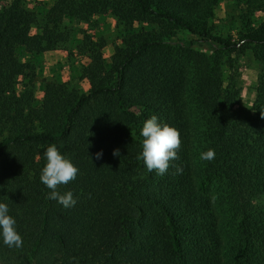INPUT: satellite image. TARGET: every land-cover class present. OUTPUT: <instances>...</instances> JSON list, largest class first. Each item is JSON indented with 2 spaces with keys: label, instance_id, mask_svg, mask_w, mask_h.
I'll return each instance as SVG.
<instances>
[{
  "label": "trees",
  "instance_id": "obj_1",
  "mask_svg": "<svg viewBox=\"0 0 264 264\" xmlns=\"http://www.w3.org/2000/svg\"><path fill=\"white\" fill-rule=\"evenodd\" d=\"M218 2L57 0L41 17L12 0L0 11V203L23 238L8 248L0 236V264H264V22L240 40L263 65L246 108L236 83H224L221 62L241 43L206 28ZM108 13L126 27L159 22L166 31L128 32L110 68L106 42L84 36L77 49L89 90L52 82L37 102L35 67L20 55L60 50L66 20L89 24ZM169 28L198 40L173 39ZM196 42L215 57L198 53ZM152 115L182 140L162 176L137 159ZM52 144L79 169L58 188L72 191L71 208L50 200L40 182ZM208 148L211 162L200 159Z\"/></svg>",
  "mask_w": 264,
  "mask_h": 264
},
{
  "label": "rangeland",
  "instance_id": "obj_2",
  "mask_svg": "<svg viewBox=\"0 0 264 264\" xmlns=\"http://www.w3.org/2000/svg\"><path fill=\"white\" fill-rule=\"evenodd\" d=\"M12 0H0V11L7 7ZM57 0H21V2L31 9L38 12L43 17ZM104 16V19L101 17ZM95 16L89 24L79 22L76 19L66 20L64 27L69 31L68 40L60 49L56 57L44 56L40 54L20 55V60L30 62L35 67L32 79L33 90L37 102H40L44 95V87L52 82L71 81L79 88L81 93L89 90L88 82L81 80L82 73L87 66V59L77 49L78 40L84 36H89L94 40L102 38L106 42L103 49V56L107 68L111 66V56L114 48L122 43L123 36L128 32L140 30H154L161 33L166 30L159 22L148 24L137 22L130 27L121 24L113 15L106 14ZM115 20V21H114ZM264 22V0H219L214 8L213 15L207 22V30L214 36L223 39H232L234 42L241 43L239 48L233 52L223 53L221 62L224 71V83L226 85L233 81L240 89V104L246 108H252L257 97V86L260 76L263 73V65L257 60L254 50L243 46L240 42L242 36L248 34L251 29L257 28ZM36 31V30H34ZM168 34L173 39L187 41L198 40V38L186 31L169 28ZM194 49L201 54H206L213 59V53L205 46L195 43ZM196 64V60L192 63ZM24 81L18 85L22 88ZM261 203H264V197Z\"/></svg>",
  "mask_w": 264,
  "mask_h": 264
},
{
  "label": "clouds",
  "instance_id": "obj_3",
  "mask_svg": "<svg viewBox=\"0 0 264 264\" xmlns=\"http://www.w3.org/2000/svg\"><path fill=\"white\" fill-rule=\"evenodd\" d=\"M140 135L143 137L142 153L137 159L143 160L149 172L155 171L157 175H165L171 166V161L179 159L178 152L182 144L179 130L167 123L159 122V118L152 115L144 122ZM101 156L102 152L96 153L97 159ZM113 156H120L119 149L113 151ZM215 156L213 148L200 153L202 161L211 162ZM43 157L46 164L41 170L40 182L51 190L48 198L57 201L66 209L74 207L77 201L72 191L61 194L58 188L75 180L79 169L61 154L55 144L43 151ZM175 174H183V167L177 165ZM0 236L8 248L23 246V238L16 229V220L9 215V208L5 203H0Z\"/></svg>",
  "mask_w": 264,
  "mask_h": 264
},
{
  "label": "crops",
  "instance_id": "obj_4",
  "mask_svg": "<svg viewBox=\"0 0 264 264\" xmlns=\"http://www.w3.org/2000/svg\"><path fill=\"white\" fill-rule=\"evenodd\" d=\"M101 19H104V16L101 17ZM115 21V20H114ZM61 51L60 50H55V51H52V52H47V53H44V56H53V57H56V55H58Z\"/></svg>",
  "mask_w": 264,
  "mask_h": 264
}]
</instances>
